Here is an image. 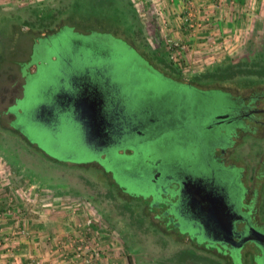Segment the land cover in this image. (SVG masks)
<instances>
[{
  "label": "rangeland",
  "instance_id": "obj_1",
  "mask_svg": "<svg viewBox=\"0 0 264 264\" xmlns=\"http://www.w3.org/2000/svg\"><path fill=\"white\" fill-rule=\"evenodd\" d=\"M161 2L0 0V179L9 180L13 191H23L29 209L59 204L76 210L71 224L77 232L53 241L64 264H85L75 257L74 250L88 246L103 256L102 264H230L217 249L198 247L186 235L165 231L149 209L150 198L143 200L119 189L95 162L104 155L88 144L77 115L69 112L49 124L40 118L41 105L54 104L61 91H71L88 80L124 98L128 111L138 113L145 124L174 108L177 125L170 121L159 129L145 127L149 130L144 140H125L123 152L130 154L131 148L132 156L120 154L116 147L108 149L111 160L119 161L114 166L115 176L130 192L166 197L152 183L148 161L171 163L178 158L209 174L221 158V169L242 172L241 177L236 172L225 182L246 188L241 204L255 215L257 225L264 223V129L251 124L255 119L264 120V114L245 116L252 109V100L256 99V108H264V34L251 41L247 55H228L221 60L195 57L189 55L186 41L173 37L180 28L172 20L181 14L175 12L172 17ZM177 24L182 27L180 19ZM60 30V35L36 49L32 62L34 45ZM175 42L186 44L189 50L174 48ZM55 56L57 61H52ZM142 58L152 68H141ZM40 61L43 65L29 84L26 98L18 103L19 110L26 113L18 124L50 158L24 142L18 129L11 127L9 113L22 96L30 66ZM222 75L231 77L224 81ZM181 84L193 90L181 88ZM214 93L228 102L220 105L212 98ZM219 115H231L234 120L215 126ZM196 125L204 126L197 131L199 138L190 131V126ZM212 135L222 139L232 136L231 144L222 141L211 151ZM21 236L30 239L29 231ZM242 252L244 264H255L250 246ZM37 261L52 264L36 258L31 264Z\"/></svg>",
  "mask_w": 264,
  "mask_h": 264
},
{
  "label": "flooded vegetation",
  "instance_id": "obj_2",
  "mask_svg": "<svg viewBox=\"0 0 264 264\" xmlns=\"http://www.w3.org/2000/svg\"><path fill=\"white\" fill-rule=\"evenodd\" d=\"M62 31L60 30L52 36H46L34 45L32 62L36 59V49L41 48L44 42L51 41L54 36L60 35ZM131 50L136 51L133 47ZM135 53L140 55L137 51ZM52 61H57L56 56L52 58ZM141 62H143L141 68L143 67L144 70H148V67H151L144 58H142ZM42 65L43 63L40 61L38 65L33 64L30 66L31 71L25 75L22 96L9 108V113L13 118L11 127L16 130L18 129L17 131H19L24 142L36 147L44 157L50 158L47 151L37 143L34 144L30 140L31 135L18 124L19 119L26 114L25 111L19 110L18 103L26 98L29 84ZM32 67H35V70H32ZM85 76L88 80V75ZM93 83L88 80L74 85V89L71 91H61V94L56 97L54 104L41 105L39 108L41 112L39 114L40 118L49 124L59 116L69 112L77 115L82 120L88 144L101 153V155H104L103 158L100 157L95 161L100 164L102 172L107 177H110L114 181V184L125 194H133L136 197L139 195L138 198L141 197L143 200L150 198L149 209L154 213L155 219L160 220V223L163 224L165 231L186 235L188 236L187 240L196 246L198 245V247L202 245L201 248L212 251L217 249V252L226 256L230 264H238L239 260H242L241 263L244 264L246 257L242 251L246 246H250L253 251L252 259L255 261V264H263L264 235L259 234V232L264 234V223L261 226L257 225L254 222L255 215L251 211L248 212L247 207L241 204L243 202L242 198L246 193V188L236 183L230 186L229 183L225 182V179L231 178L233 174L236 175V172L241 177L242 172L239 170L235 171L231 167L221 169V158L218 160V166L214 168L215 170L209 172V174H203L200 170L192 169L183 160L178 158L171 163L164 161V159L148 161L147 165L145 164L146 169L153 172L152 183L156 186V189L159 191L161 189L163 192H160L166 195L163 198L157 197L156 194H147L145 192L144 194H136L134 192V194L121 184L115 176L116 172L114 171V166L118 165L119 161L111 160L107 152L108 149L116 147L120 154L132 156L134 151L131 148H128L130 154L123 152L125 140L135 137L143 138L144 140L149 129H159L166 126L170 121L174 125H177L178 121L174 115L173 108L171 110L168 109L166 113L163 112L161 114L162 117H154L150 123L145 124L142 118L138 117V113H130L128 111L124 98L122 100L117 93L112 95L110 89L104 91L96 86L97 84ZM110 85L108 87L116 91V86ZM180 86L181 88H188V86L182 84ZM212 98L219 101L217 103H220V105L223 104L222 99L219 96L217 97L216 94H213ZM251 103L252 109L245 116L251 118L252 115L264 114V108H256V99L252 100ZM233 118L231 115H228L227 120L223 123H219L215 119L214 125L219 126L229 123L234 120ZM183 120L185 123H188V118H184ZM181 123L183 124V122ZM251 124L256 127L263 125L264 129L263 119H255ZM231 138L232 136H228L226 139L215 138L212 135L210 141H212L214 149L210 148V150L214 151L216 147H220L222 141H228L226 145H230L229 140ZM221 150L223 155L225 148ZM213 162L217 161L212 160ZM76 165L78 166L77 163ZM165 168H168L174 174H168L169 170L166 171ZM169 192H171V196L169 195L168 197L167 194ZM204 236L206 239L203 238Z\"/></svg>",
  "mask_w": 264,
  "mask_h": 264
},
{
  "label": "crops",
  "instance_id": "obj_3",
  "mask_svg": "<svg viewBox=\"0 0 264 264\" xmlns=\"http://www.w3.org/2000/svg\"><path fill=\"white\" fill-rule=\"evenodd\" d=\"M159 1L165 4L172 17L175 12L181 14L172 20L180 30L174 31L172 25L170 30L174 31L173 37L186 41L190 47L189 55L195 57L221 60L228 55H247L252 50L251 41L264 34V0ZM190 9L193 10L195 22L203 24L201 29L190 28L187 22ZM178 19L182 27L177 24ZM2 180L0 264H31L34 258L64 264L53 241L68 239L69 234L75 233V230L77 232L71 224L76 210L62 208L59 204L50 209H39L34 205L29 209L22 196L23 191H13V184L9 180ZM22 228L29 231L30 239L21 236Z\"/></svg>",
  "mask_w": 264,
  "mask_h": 264
},
{
  "label": "built area",
  "instance_id": "obj_4",
  "mask_svg": "<svg viewBox=\"0 0 264 264\" xmlns=\"http://www.w3.org/2000/svg\"><path fill=\"white\" fill-rule=\"evenodd\" d=\"M219 8V6H217ZM190 16L188 17L187 19V22H189L190 24V28L191 29H196V28H199L201 29L203 24L201 22L197 23L195 22L194 20V13H193V10L190 9ZM172 46L182 52H185L186 50H189L188 49V46L186 44H182V43H172ZM92 223V221H89L88 222V225L91 226L90 224ZM23 234H25L27 236V231L26 230H23L22 231ZM5 242V241H3ZM77 243V242H76ZM87 254L86 256L83 258L82 257V254L84 252V250H87ZM84 250H83V247H75V257L78 256L80 259H82L84 261L85 264H102V255L99 253V251L97 249H95L94 247H84ZM36 264H40L39 261L36 262Z\"/></svg>",
  "mask_w": 264,
  "mask_h": 264
},
{
  "label": "trees",
  "instance_id": "obj_5",
  "mask_svg": "<svg viewBox=\"0 0 264 264\" xmlns=\"http://www.w3.org/2000/svg\"><path fill=\"white\" fill-rule=\"evenodd\" d=\"M236 74V73H235ZM230 77L231 76H229V75H222L221 77H220V80H228V79H230ZM190 90H193L191 87H188ZM214 94H216V96H218V94L217 93H214ZM220 95V94H219ZM226 96V95H225ZM220 98L222 99V101H225V102H228L227 100H225L226 99V97L225 98H223L221 95H220ZM202 129H204V126L203 125H196V126H190V131H192L193 132V134H195L196 135V137H198L199 138V136H198V134H197V131L199 130H202ZM198 131V132H199ZM190 138H191V136H190ZM200 140V139H199Z\"/></svg>",
  "mask_w": 264,
  "mask_h": 264
},
{
  "label": "water",
  "instance_id": "obj_6",
  "mask_svg": "<svg viewBox=\"0 0 264 264\" xmlns=\"http://www.w3.org/2000/svg\"><path fill=\"white\" fill-rule=\"evenodd\" d=\"M227 118H228V115H222V116L217 117L216 120H217V122H219V123H223V122H225V121L227 120ZM219 123H218V124H219ZM259 234L264 235V234H262V233H260V232H259Z\"/></svg>",
  "mask_w": 264,
  "mask_h": 264
}]
</instances>
